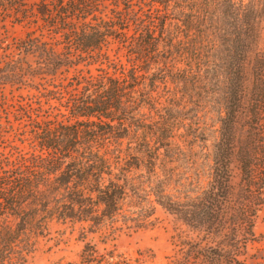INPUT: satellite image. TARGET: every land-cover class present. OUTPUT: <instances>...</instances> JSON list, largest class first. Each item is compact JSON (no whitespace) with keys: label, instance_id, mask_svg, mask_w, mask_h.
Masks as SVG:
<instances>
[{"label":"trees","instance_id":"1","mask_svg":"<svg viewBox=\"0 0 264 264\" xmlns=\"http://www.w3.org/2000/svg\"><path fill=\"white\" fill-rule=\"evenodd\" d=\"M144 201L187 228L169 264H263L244 252L264 205V0H0V264H27L52 221L140 228ZM79 258L120 263L90 242Z\"/></svg>","mask_w":264,"mask_h":264},{"label":"rangeland","instance_id":"2","mask_svg":"<svg viewBox=\"0 0 264 264\" xmlns=\"http://www.w3.org/2000/svg\"><path fill=\"white\" fill-rule=\"evenodd\" d=\"M38 1L27 0V3L33 5ZM26 28V26L17 24L8 25L7 33L10 36L19 37L24 34ZM144 118H148V115H145ZM212 120L208 121L211 130L206 131L208 132L206 145L210 150L213 143L211 127L217 126L215 119ZM190 166L187 164L184 171L188 172L189 170L190 174L193 173L194 176L195 170ZM204 166L208 168L207 163L199 167L203 169ZM206 180L205 176L203 181ZM144 205L146 206L144 209H147L148 206V213L141 212L139 217H145L147 223L135 230L123 229L119 232H112L110 228L106 227L91 232L86 223L70 225L52 221L49 224V233L39 239L36 251L28 259L27 264L76 263L80 259L81 249L86 242L94 244L99 253L112 250L114 256H117V260L120 261L118 264H169L168 257L173 255L175 250L174 238L177 234H185L187 228L162 206L146 201H144ZM253 231L257 238L247 244V250L244 253L264 255V205L254 218ZM244 253L239 255L240 260L250 261Z\"/></svg>","mask_w":264,"mask_h":264}]
</instances>
